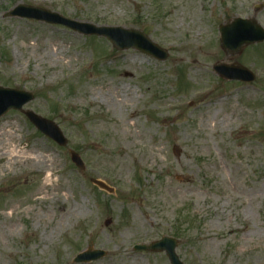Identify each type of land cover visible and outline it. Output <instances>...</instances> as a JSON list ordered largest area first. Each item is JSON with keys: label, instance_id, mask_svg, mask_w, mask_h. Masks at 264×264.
<instances>
[{"label": "rangeland", "instance_id": "374dc122", "mask_svg": "<svg viewBox=\"0 0 264 264\" xmlns=\"http://www.w3.org/2000/svg\"><path fill=\"white\" fill-rule=\"evenodd\" d=\"M20 3L139 28L169 56L4 16ZM263 3L0 0V86L33 92L24 109L69 141L59 146L22 111L0 118V149L26 145L51 169L0 160V264H170L164 252L134 249L164 236L179 239L184 264H264V42L233 55L219 34L236 16L264 27ZM217 63H240L256 80L226 81ZM90 244L107 255L73 262Z\"/></svg>", "mask_w": 264, "mask_h": 264}, {"label": "water", "instance_id": "95a60500", "mask_svg": "<svg viewBox=\"0 0 264 264\" xmlns=\"http://www.w3.org/2000/svg\"><path fill=\"white\" fill-rule=\"evenodd\" d=\"M5 16H18L35 19L48 24L63 25L83 35H96L106 37L118 50L129 48L137 49L145 54L160 60H166L169 52L156 44L146 33L137 28H125L122 26L96 25L90 22L70 19L58 12L36 7L27 4H19L10 10ZM221 35V47L230 54H240L247 45L264 41V27L254 18L234 17L231 21L222 24L219 28ZM214 71L226 80H239L242 82H253L255 74L239 63L224 64L217 63L213 67ZM34 99V94L28 91L4 88L0 86V117L10 109L23 111L29 120L43 132L46 136L53 139L60 146H66L68 139L61 128L52 120H49L32 110H23L24 105ZM72 161L81 169H85V164L80 155L71 150ZM175 155L180 156V149L175 146ZM100 189L110 193L114 189L99 179L91 180ZM177 240L164 237L159 241L147 245H137L135 249L166 251L171 264H183L176 253ZM106 255V251L94 249L93 244L89 248L78 254L75 262L88 263L98 260Z\"/></svg>", "mask_w": 264, "mask_h": 264}, {"label": "bare ground", "instance_id": "6f19581e", "mask_svg": "<svg viewBox=\"0 0 264 264\" xmlns=\"http://www.w3.org/2000/svg\"><path fill=\"white\" fill-rule=\"evenodd\" d=\"M128 89H124V92H127ZM8 149L4 151L0 149V160H5L6 164L4 165L5 168L13 163L25 164V165H32V166H45L47 169H50V165L48 164V160L46 158H42L41 156H36L26 145L23 144H9ZM1 172V171H0ZM51 182V174L48 176V181L44 185V187ZM43 189H39L36 192L37 200L43 199V196H40L43 193ZM15 209H13V212Z\"/></svg>", "mask_w": 264, "mask_h": 264}]
</instances>
